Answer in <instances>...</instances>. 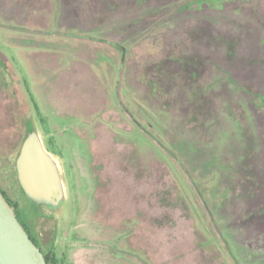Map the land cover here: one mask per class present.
I'll return each instance as SVG.
<instances>
[{
  "label": "rangeland",
  "instance_id": "obj_1",
  "mask_svg": "<svg viewBox=\"0 0 264 264\" xmlns=\"http://www.w3.org/2000/svg\"><path fill=\"white\" fill-rule=\"evenodd\" d=\"M92 1L0 0L13 211L55 264H264V0ZM187 56L205 59L196 81ZM26 122L58 165V208L19 185Z\"/></svg>",
  "mask_w": 264,
  "mask_h": 264
},
{
  "label": "water",
  "instance_id": "obj_2",
  "mask_svg": "<svg viewBox=\"0 0 264 264\" xmlns=\"http://www.w3.org/2000/svg\"><path fill=\"white\" fill-rule=\"evenodd\" d=\"M15 169L28 201L53 209L60 206L64 189L59 168L34 128L22 141ZM0 264H48L1 193Z\"/></svg>",
  "mask_w": 264,
  "mask_h": 264
},
{
  "label": "trees",
  "instance_id": "obj_3",
  "mask_svg": "<svg viewBox=\"0 0 264 264\" xmlns=\"http://www.w3.org/2000/svg\"><path fill=\"white\" fill-rule=\"evenodd\" d=\"M109 1V0H108ZM208 0H196V1H194V2H196L195 4H199V6L200 5H202V4H204V3H206ZM92 2H94V0L92 1ZM101 3H103V1L102 0H98V2H97V9H98V11L101 13V12H103V10L101 9V7H100V4ZM192 7V4H187V3H184V4H182L181 6H179L178 7V9L177 10H179V12H182V11H185V10H189V11H191L190 10V8ZM154 13V12H153ZM177 14V13H176ZM179 15H180V13H179ZM146 16V15H145ZM145 16H143V18H146ZM152 15H150V16H148V17H151ZM102 18V17H101ZM100 18V16H99V20L101 19ZM166 19V17H162V18H160L159 19V21H157V22H164V20ZM154 24H157V26H158V23H154ZM138 26L139 25V22L138 23H136V24H129V25H127L126 26V30H128V32L130 31V30H132L134 27L133 26ZM152 28H154V27H152ZM124 37L125 38H123L125 41H128V40H130L131 38H130V35H127V34H125L124 33ZM229 45V47H231V45H230V43L228 44ZM123 47H121V45H117V48L116 49H120L121 51L122 50H124V49H122ZM128 59V58H127ZM122 61H123V64H122V68L125 66V62H126V58L123 56V59H122ZM178 62L180 63V65H181V67H182V69H186V68H191V72H190V74H188V75H185V79L186 80H194V81H196L198 78H199V76L201 75V71H202V69L204 68V66H205V59H201L200 57H198V56H187V57H180L179 59H178ZM165 64V62H161V63H158L155 67H156V70L157 71H159V72H161V70H162V68H163V65ZM145 82H147L148 83V86H149V89L150 90H153V91H158V86H157V84L155 83V82H153V81H151V80H146L145 79ZM246 91H248L247 89H245ZM256 98L258 99V102H259V105L260 106H262V107H264V95H261V94H256ZM32 129V127H31V125H30V123L29 122H26V124H25V134H24V136H23V140H24V138L26 137V135L29 133V131ZM191 174V173H190ZM193 178V177H192ZM0 193L2 194V196L3 197H5V193H3V192H1L0 191ZM5 200L7 201V203L10 205V207H13V205H12V202H10V200H8L7 198H5ZM14 205H16V204H14ZM36 206H38V207H43L44 205H36ZM45 207V206H44ZM14 213H15V211H14ZM15 215H16V217H17V214L15 213ZM17 219H18V221H19V223L22 225V227H23V229L26 231V233L28 234V236L30 237V239L34 242V244L36 245V247L40 250V248L37 246V242H36V239H35V237H33L32 235H31V231L32 230H34V225H33V223H31L30 225H26L19 217H17ZM32 229V230H31ZM49 243H50V247H49ZM47 244V253H45L44 254V258H45V260H46V262L48 263V264H55L56 263V261H55V258H54V253H53V247H52V240H51V242H47L46 243ZM41 251V250H40ZM42 253V252H41Z\"/></svg>",
  "mask_w": 264,
  "mask_h": 264
},
{
  "label": "flooded vegetation",
  "instance_id": "obj_4",
  "mask_svg": "<svg viewBox=\"0 0 264 264\" xmlns=\"http://www.w3.org/2000/svg\"><path fill=\"white\" fill-rule=\"evenodd\" d=\"M4 198H6V196L4 197ZM16 213V212H15ZM17 214V213H16ZM17 217H19L18 215H17ZM32 235V234H31ZM33 236V235H32ZM34 237V236H33ZM36 239V238H35ZM36 242H37V246L40 248V250H41V252H42V254H43V256H44V254H45V252L43 251V249H42V246L39 244V242H38V240H36Z\"/></svg>",
  "mask_w": 264,
  "mask_h": 264
}]
</instances>
